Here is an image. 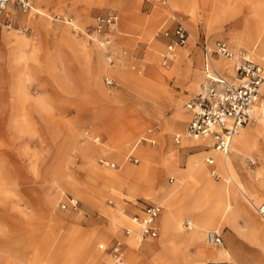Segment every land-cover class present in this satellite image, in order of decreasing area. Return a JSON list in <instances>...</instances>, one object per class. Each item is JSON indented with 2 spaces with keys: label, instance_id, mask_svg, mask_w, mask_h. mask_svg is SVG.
<instances>
[{
  "label": "rangeland",
  "instance_id": "374dc122",
  "mask_svg": "<svg viewBox=\"0 0 264 264\" xmlns=\"http://www.w3.org/2000/svg\"><path fill=\"white\" fill-rule=\"evenodd\" d=\"M31 1L41 15L29 14L25 18L26 32L2 33L0 42L8 64L4 71L0 70V264H112L110 248L116 240L123 243V264H157L159 251L156 247L147 248L146 243L161 238L159 219L164 207L158 204L156 195L147 192L148 184L125 176L120 179L117 175L149 162L153 183L159 186V192L163 185L170 187L174 183H180L185 191L199 190L200 181L183 168L190 158L198 155L214 159L212 146H192L203 138H184L182 134L178 144L174 141L189 119L184 103L195 94L203 78L201 54L195 42L198 39L209 43L215 39L226 41L224 36L229 26L244 13L241 4L246 2L250 6L252 0H215L218 4L214 6L212 0H181L176 5L170 0H164V4L152 0ZM191 3H195L194 17L190 14ZM229 4L237 6L236 13L228 14ZM108 9L116 11L118 17L111 46L115 58L112 64L107 63L104 48L77 34L67 22L51 17L54 13L66 15L74 25L84 29L90 27L94 16ZM155 11H159V15L154 16ZM256 11L259 16L255 15ZM248 14L236 38L230 37L227 41L234 43L233 50H247L256 44L250 52L254 61L264 67V60L260 59L264 56V41L258 36L264 28L260 20L264 17V4H258ZM252 16L258 17V24ZM175 19L188 27L192 37L185 46L171 48L175 56L164 66L161 61L172 41L166 40L161 32L171 28ZM94 47L101 52V67L89 59ZM183 48L186 53L180 60L178 50ZM150 50L157 69L163 70L165 76L159 82L164 92L152 98L143 94V82H156L150 73V69H154L148 62ZM84 59H87L86 67L82 64ZM212 63L217 72L226 75L228 73L221 68L223 63H229L231 72V62L219 57ZM178 65L179 73H173ZM115 70L116 74H108ZM105 77L112 79L113 84L106 85ZM91 88H100L109 95L117 92L121 101L104 103L93 96ZM259 92L264 99L261 89ZM177 103L187 115L184 121L174 116ZM130 119L140 127L125 142L120 141L119 128ZM164 119L169 120L171 130L168 125H162ZM255 126L260 125L250 122L245 129ZM148 129L150 131L145 132ZM144 133L147 139L136 145ZM148 139L154 140V144H149ZM107 145L113 147L110 153L103 151ZM133 146L131 154L137 157L136 164L126 158ZM257 148L264 150V145L256 141L243 159L238 156L233 160L234 149L233 154L232 151L227 154L244 186L249 191L256 190L258 197H252L250 192L239 197L264 228V222L249 205L250 199L257 203L264 201V194L257 183L252 185L248 178H243L245 171H253L261 165ZM171 153L177 161L165 172L163 164ZM99 159L114 162L119 168L105 166ZM201 160L205 163L204 158ZM206 169L215 183L223 179L214 164H207ZM108 170L115 175L104 177L102 171ZM181 170L184 173L178 176ZM211 170H215V177L210 175ZM55 171L71 178L75 188H61L52 182ZM46 195L55 200L50 210L44 206ZM70 197L77 201L78 208L61 209L58 202ZM180 201L172 199L171 206H184ZM146 203H156L161 208L155 218L157 234L155 238H145L135 248L127 243L128 236L134 233L135 238V233L138 234V225L133 224L130 217L140 216ZM225 203L228 209L220 220L213 222L212 228L204 230L200 245L183 244L180 253L195 264H205L206 260H223L220 264H264V245L258 230L252 229L249 235L252 225L236 212L238 207L232 199ZM187 216L182 214L178 218L183 232L195 228V225L183 228L182 220ZM73 227L77 230L68 245L66 229ZM125 228H130L131 232L125 235ZM208 230L221 236L219 247L205 242ZM220 247L229 253L216 258L212 252Z\"/></svg>",
  "mask_w": 264,
  "mask_h": 264
},
{
  "label": "built area",
  "instance_id": "2783aa9c",
  "mask_svg": "<svg viewBox=\"0 0 264 264\" xmlns=\"http://www.w3.org/2000/svg\"><path fill=\"white\" fill-rule=\"evenodd\" d=\"M164 4V0H152ZM22 14L24 17L41 15L39 9L31 3V0H0V35L9 31L26 32L27 23L15 25L13 22L14 14ZM55 19L67 22L72 29L81 36L96 42L101 48H104L106 61L108 64L114 62L111 46L113 35L116 33L118 23L117 14L114 10H106L92 18V24L89 28L80 29L74 25L69 17L59 13L51 15ZM162 36H171L172 42L167 45L170 50H166L161 64L166 66L171 60V48L175 45H185L189 38V33L184 25L175 19L171 28H166ZM196 47L201 54V72L203 78L198 84L195 94L185 103L184 108L189 112V119L185 124V133L190 137L208 138L211 146L222 153L227 154L231 150V138L238 130L250 122L264 120V99L259 92V86L264 82V67L255 62L252 53L248 50L239 48L233 50L228 47L226 41L216 39L209 43L205 39H198L195 42ZM222 58L232 60L231 76H226L217 72L213 68V59ZM106 85H112V79L104 78ZM264 125V121H263ZM180 135L174 137L177 143ZM144 140V139H142ZM149 144H154V140L148 139ZM132 163H137L135 155L129 153L126 157ZM208 164H213L211 158H207ZM99 163L107 165L110 168H117L114 162H104L99 159ZM211 175L215 177L214 171ZM61 209L78 208L77 201L70 197L65 201L58 202ZM160 206L154 203H146L141 209V215L136 214L130 217L138 225L139 242L145 238H155L157 227L155 218L160 212ZM255 213L264 222V201L255 205ZM184 229L190 227V220H182ZM128 228L124 229V234H128ZM206 242L212 246L221 243V236L218 232L208 230L205 232ZM123 243L120 240L115 241V245L110 248V254L114 259L112 264H123L122 249Z\"/></svg>",
  "mask_w": 264,
  "mask_h": 264
},
{
  "label": "bare ground",
  "instance_id": "6f19581e",
  "mask_svg": "<svg viewBox=\"0 0 264 264\" xmlns=\"http://www.w3.org/2000/svg\"><path fill=\"white\" fill-rule=\"evenodd\" d=\"M178 2L181 3V0H170V3L172 5H176ZM190 6H191L190 14L194 17L195 3H191ZM157 15H159V11L154 12V16H157ZM30 18L31 17H29L28 20H30ZM31 20H32V22L34 21V19H31ZM26 23L28 24L27 21H26ZM184 26L188 30V33H189L188 39H190L192 37V33L190 32V30L188 29V27L185 24H184ZM192 26L193 25L191 24V27ZM9 32H12V31H9ZM9 32H6V33H9ZM14 32L21 33L19 31H14ZM188 39H187V41H188ZM20 40H21V38H20ZM255 47H256V44L253 47H251L250 49H248V48H246V49H247V51L249 50L252 52V51H254ZM183 50H184V48L179 49L178 51L180 53ZM253 53H255V52H253ZM97 54H98V56H97L96 63L101 67L102 66V63L100 62V58H101L100 55L101 54H99V53H97ZM152 54H153V52L149 51L148 58H149V61H152L151 62L152 68H154V69H150V72L160 76V74H164V71L157 69V62H156V60ZM157 54H158V51H157ZM173 55L175 56V53ZM179 57H180V55H179ZM260 59H261V61H263L264 56L261 57ZM228 62L232 63V60H230ZM176 68L177 67L173 68V73L176 72ZM258 89H261V91L264 93V82L259 86ZM98 90H101V89L98 88ZM263 121H264L263 119H259L256 123L259 124L260 126H255L252 129L246 128V129L242 130L244 128V127H242V129L240 128L238 130V132L232 136L231 141H230V144H231L230 152L232 151V154H233V152L235 151V153H234L235 155L233 157V160L238 156L241 157L242 159L246 158V155L250 154V152L248 151V148L251 145H253V143H255L256 141L262 142V146L264 145ZM149 131H150V129H148L145 132H149ZM181 134H182V132L180 134H177L176 136L181 135ZM183 134L188 136L184 130H183ZM192 138H194V137H192ZM142 139H144V140L147 139V133H144L143 136H141L137 140L136 145H138L139 143H142ZM205 139H208V138H205ZM232 143H233L234 151L232 150ZM209 145L211 146L210 140H209ZM134 147L135 146H133L129 150V153H132L133 149H135ZM212 149H213V147H212ZM256 150L258 151V155H259L258 157H259V160L261 162V165L256 167V169L253 171H249V172L245 171L243 178L245 180H246V178H248L247 181L252 183V185L254 183H257V185L260 186V189L264 190V150L262 148H257ZM149 153L150 152H147L148 155H149ZM225 155H227V156H225ZM174 157H175V154L169 155L168 158L166 159V161L164 162V164L167 167L166 170L168 172L170 171L169 170L170 164L175 162ZM213 157H214V160L211 158V161L213 164L215 162V167H216V169H219L220 172L223 174V179L217 183L212 181L211 178L208 176L205 163L201 159H199V161H196L193 163V166L190 165V167L188 168V170L192 174H194L195 177L200 181V187H199V190H197V191H185L187 189L182 188L180 183H174L170 187H166L163 185L161 188L162 190L159 192V189H158L159 186L156 187V184L153 183L152 173L149 171H144V172L142 170H141L142 172L138 171L137 175L134 178V180L139 181V183L145 182L146 184H148V187L145 188L148 190L147 192L149 194L156 195V196H154L156 201L158 202V204L160 206L164 207L162 218H163V222H164L165 231H164V233H161L160 239H161V244H162L163 249H165L167 254L171 257H179L181 245L185 244L186 240H188L187 238H185V235H188V237L192 241H197V242H200V240L202 241L204 230H206L208 228H212L214 226L213 222L220 220L221 217H223L226 210L228 209V205H227V203H225V200L229 201L230 199H232L233 201H235L236 196L243 195L245 197L249 191L248 188L244 186L243 180L241 179V177H239L236 174V172L234 171V169L232 168L233 166H232L231 158L228 156V154H225V153L222 154L221 151H218L214 148L213 149ZM249 158L252 159L251 157H249ZM206 159H205V162H206ZM257 162H259V161H257ZM144 165H149V162H144V164H142V166H144ZM117 168H119V166ZM138 170H140V169H138ZM213 171L215 172V170H213ZM106 172H107L106 176L109 175V177H113V175H115V173L112 171L108 170ZM210 175H211V172H210ZM54 177L55 178L53 179L52 182L57 183L61 188H63V187H69L70 189L75 188V182L73 180H71V178H69L68 176L62 177V174L59 171L54 172ZM159 185H160V182H159ZM60 187H59V190L61 189ZM251 196L256 197V194L251 195ZM172 199H176V200L180 199L182 201V203H185V205L181 206V207H177V208L172 207L171 206V200ZM54 201L55 200H54L53 196L46 195L45 201H44L45 202V204H44L45 209L50 210L52 208V206L54 205L53 204ZM261 202L262 201H260L258 203H251L252 208H254L255 205H257ZM246 211L249 213V216H250L249 222L252 224V226H255V227H253L254 230L255 229L258 230V233H259L260 238H261L260 240L263 242V245H264V230H263L264 228H262L260 223H258L256 220L253 219L250 211H248V210H246ZM182 214H187L192 219L191 220L190 218L185 217V218H188L190 220V227L188 229H190L191 227H193L195 225V228L189 232H183L182 227L179 224L178 218L180 216H182ZM192 221H193V223H192ZM131 222L133 224H135L132 220H131ZM257 223L260 226H258ZM228 224H230L234 230L237 229L229 221H228ZM128 229L131 232V229L130 228H128ZM76 230H77L76 227L66 229V233H68L66 238L69 239L67 241L68 245L73 242V235L75 234ZM133 234L128 236L127 243L129 244V246L138 248L139 247L138 234L136 235V233H135V238H134ZM250 237H251V239L253 238L252 236H250ZM175 238L179 241V243L174 242ZM146 247L152 248L153 246H151V244L146 243ZM228 253H229L228 250L224 249L223 247H220L216 254H217L218 258H221L223 256L228 255Z\"/></svg>",
  "mask_w": 264,
  "mask_h": 264
},
{
  "label": "crops",
  "instance_id": "0c3cea01",
  "mask_svg": "<svg viewBox=\"0 0 264 264\" xmlns=\"http://www.w3.org/2000/svg\"><path fill=\"white\" fill-rule=\"evenodd\" d=\"M31 3H32V1H31ZM212 3H213V6H214V3H216V4H218V1H215V0H212ZM246 2H243L241 5V11L242 12H244L241 16H239L238 17V19L235 21H233L232 23H231V25L229 26V28H228V30L226 31V36H224V38H226V43H227V45H228V47L229 48H231V49H233L232 47H233V45H234V43L233 42H229L228 43V41H227V39H229L230 37L231 38H236V33H238V32H240V29L242 28V26H243V24H244V19L247 17V15H249L248 14V12H250V11H252V10H254L256 7H257V5L258 4H264V0H252V4H250V6L247 4H245ZM33 4V3H32ZM215 4V5H216ZM35 6V5H34ZM215 8H217V7H215ZM236 8H237V6H235L234 4L232 5V4H229V9H228V14H231V13H236L235 12V10H236ZM115 13H116V11H115ZM210 13V12H209ZM117 14V13H116ZM255 15L256 16H259L258 14H257V11L255 12ZM246 16V17H245ZM254 17V16H252V20L253 21H255V22H257V24L259 23V21H258V17ZM13 22H14V24L15 25H20V24H22V23H26V20H25V18L26 17H24L22 14H19V13H17V14H14L13 16ZM261 21H262V24H264V17L263 18H261L260 19ZM204 23V22H203ZM28 26V25H27ZM204 26H205V28H207V26L204 24ZM31 27V26H30ZM116 34V33H115ZM115 34L113 35V37L115 36ZM2 35V34H1ZM0 35V42H1V40H2V36ZM258 36H260V39H263V41H264V28H262V30H261V32H259V34H258ZM259 38V37H258ZM6 42L8 41V37L6 36ZM166 40H169V41H172V37L171 36H168V37H166L165 38ZM216 40V39H215ZM222 40V39H221ZM225 41V40H224ZM168 42V41H167ZM166 42V43H167ZM5 45V44H4ZM1 46H2V44H1ZM1 46H0V50H1ZM183 46H185V45H182V46H178V47H183ZM188 48V47H187ZM151 51V50H150ZM88 53H89V51H87ZM97 53H99V54H101V52H100V50H99V48H97V47H94L93 48V50L91 51V53H89V55H90V57H89V59H90V61H92V62H96L97 61V56H98V54ZM185 53H186V48H184V50L183 51H181L180 53H179V55H180V60H182V58L184 57V55H185ZM92 54V55H91ZM200 54V53H199ZM101 56V55H100ZM216 59H219V58H214L213 60L215 61ZM86 61H87V59H84V60H82V64H84V66L86 67ZM148 62H149V65L150 66H152V64H151V62L152 61H149V58H148ZM6 65H8L6 62H5V57H4V54L2 53V50H1V55H0V70H2V71H4L5 70V68H6ZM8 67V66H7ZM175 67H177L176 68V72L175 73H179V70H180V68H179V65L178 66H175ZM4 69V70H3ZM214 69H215V67H214ZM222 70H224L225 72H227L228 73V75H226V74H224V73H222V74H224V75H226V76H230L229 74H231V72H232V69H231V72H230V65H229V63H223V65H222V68H221ZM113 72V71H112ZM117 72H116V70L113 72V73H108L109 75H112V74H116ZM151 73V76L156 80V82H151V81H145V82H143V84H144V87H145V90H144V92H143V94L144 95H147V97L148 98H152V95H157L158 93H160V92H164V87H163V85L161 84V83H159L161 80L160 79H162V78H165V76L163 75V74H160V76L159 75H156V74H154V73H152V72H150ZM221 73V72H220ZM3 75V74H2ZM172 75V74H171ZM0 76H1V74H0ZM167 77V76H166ZM3 78V77H2ZM119 78H120V76H119ZM1 79V78H0ZM88 82V81H87ZM92 89V88H91ZM94 92V94H93V96L96 98V99H99V100H101L102 102H104V103H111V102H115V103H120V99H119V94L116 92V93H114V94H112V95H109V94H107V93H105V92H103V90H96V89H92ZM153 100V99H152ZM179 104L180 103H177V109H176V111H175V113H174V116H176L179 120H181V121H184L186 118H187V115L183 112V111H181V109L179 108ZM187 111V110H186ZM187 114L189 115V112L187 111ZM181 118V119H180ZM162 125H168V129H170L171 130V126H170V124H169V120H165L164 119V122L162 123ZM177 125H178V122H177ZM139 127H140V125L137 123V122H135V121H132L131 119L130 120H128V121H125L124 122V124H122L121 126H120V128H119V132H118V135H119V140L120 141H124L125 142V140H127V139H129L131 136H132V134H134V133H136L137 131H138V129H139ZM245 129V126H244V128L242 129V130H244ZM182 134H183V132H182ZM183 137L184 138H186V137H188V136H186L185 134H183ZM122 138V139H121ZM125 139V140H124ZM178 142H179V140H178ZM178 142L176 143V144H178ZM207 142V143H206ZM193 143H195V144H193L192 146H198V145H209V140L208 139H205V138H203V139H199L198 141H196V142H193ZM262 143V142H261ZM198 144V145H197ZM113 150V147H111L110 145H107L106 147H104V149H103V151L104 152H108V153H110L111 151ZM232 150H233V145H232ZM211 151H212V156H213V149H211ZM201 151H199V152H196V153H200ZM223 154V153H222ZM170 155H174V153H171ZM195 155V154H194ZM225 156H227V155H225ZM229 156V155H228ZM204 158V161H205V159L206 158H208V157H203V156H201V155H198L197 157H193V158H190L188 161H187V164H186V167L185 168H183V170H185V171H188V168L190 167V165L191 166H193V163L194 162H196V161H199V159H203ZM176 159V158H175ZM214 160V159H213ZM175 161H177V160H175ZM138 162V161H137ZM133 164H136V163H133ZM205 164L207 165V163L205 162ZM209 165H212V164H209ZM214 165H215V162H214ZM141 166V167H140ZM140 166H138V167H135V168H132V169H128V170H126L125 172H124V174H122V175H117L119 178L121 177H123V176H125V178L126 177H128V178H135V176L137 175V173H138V171L139 172H144V171H149V172H151L152 173V171H151V167L149 166V165H144V166H142V165H140ZM163 167H164V171L165 172H167V167H166V165L165 164H163ZM144 168V169H143ZM93 169H96V168H94L93 167ZM138 169H140V170H138ZM142 170V171H141ZM252 171V170H251ZM181 172H183L184 173V171H178L177 172V174H178V176L181 174ZM106 171H103V176L105 177L106 176ZM120 178V179H121ZM248 192H250V194L251 195H254L255 194V192H256V190H254V191H248ZM261 194H264V190H261ZM262 196V195H261ZM256 197H258V195H256ZM233 203L235 204V205H237V207H238V211H236L237 213H241L245 218H246V220H247V222L250 224V226L252 225L250 222H249V219H250V216H249V213L246 211V210H248L244 205H242V203H241V198L239 197V196H236V200L235 201H233ZM251 203H257V202H255V201H252L251 199L249 200V205H251ZM154 204H156V203H154ZM144 206V205H143ZM251 208H252V205H251ZM244 210V211H243ZM249 211V210H248ZM162 215H163V213L161 214V217H160V219H159V223H160V234L161 233H164V231H165V229H164V222H163V218H162ZM188 217V216H187ZM180 218V217H179ZM188 218H190V217H188ZM233 218H234V216H233ZM233 218H232V220H233ZM191 219V218H190ZM254 219V218H253ZM192 220V219H191ZM255 220V219H254ZM234 223V222H233ZM155 225H156V223H155ZM235 225H236V223H235ZM257 225H258V223H257ZM258 226H260V225H258ZM156 227H157V225H156ZM253 227H255V226H253ZM253 228H252V226H251V229H250V232H249V235L251 234V231H253L252 230ZM185 238H187L188 240H186V242H185V245H193V246H195V247H197V246H199L200 245V242H197V241H192L189 237H188V235H185ZM175 243H179V241L175 238V241H174ZM196 243V244H195ZM221 243H222V240H221ZM220 243V244H221ZM148 244H151V246H153V247H156V250L157 251H159V256H158V258L156 259V262H157V264H195V263H193L191 260H189V258L186 256V255H184V254H182V253H180L179 252V257H171V256H169L168 254H167V252L165 251V249H163V247H162V244H161V239L159 238L158 240H157V242H148ZM183 245V244H182ZM219 245V244H218ZM152 247V248H153ZM217 247H219V246H217ZM123 249V248H122ZM217 251L218 250H216V251H213L212 253H213V256L214 257H216V258H218L217 257ZM123 252V251H122ZM166 256L168 257V259L166 258ZM220 263H224V261L223 260H217V261H210V260H206V262H205V264H220Z\"/></svg>",
  "mask_w": 264,
  "mask_h": 264
}]
</instances>
